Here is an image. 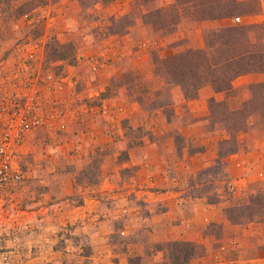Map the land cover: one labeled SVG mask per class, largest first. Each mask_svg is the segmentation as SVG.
Instances as JSON below:
<instances>
[{
    "label": "rangeland",
    "instance_id": "374dc122",
    "mask_svg": "<svg viewBox=\"0 0 264 264\" xmlns=\"http://www.w3.org/2000/svg\"><path fill=\"white\" fill-rule=\"evenodd\" d=\"M190 59L264 68V0H0V264H264V69Z\"/></svg>",
    "mask_w": 264,
    "mask_h": 264
},
{
    "label": "trees",
    "instance_id": "16d2710c",
    "mask_svg": "<svg viewBox=\"0 0 264 264\" xmlns=\"http://www.w3.org/2000/svg\"><path fill=\"white\" fill-rule=\"evenodd\" d=\"M228 8V6H217L216 11H221V13H217L216 16L213 17H220V16H228L226 12H222L223 9ZM209 18H212L211 16ZM223 31H226L230 34H239L243 35L244 28L242 26H227L222 28ZM191 60V61H190ZM187 60L190 61L188 63L180 64L178 63L176 65V68L178 67L179 73L176 74L173 72H168L171 73L172 75L176 76V79H173L172 81L175 82L176 84L180 85V87L183 90L184 96L185 97H195L197 95L198 89L204 84L209 82L210 85H212L213 89L215 91H223L227 90L230 88V81L235 78L237 75L249 72V71H262L264 68L257 66L256 68H251V69H246L242 66L234 67L232 66L233 63L228 62L224 60L222 61L223 69L220 70V75L213 74L211 76V73H209V77L206 80V77L204 75H207V72L205 73L203 71H200L199 67L197 66L195 59L192 61V59ZM218 67H220L219 63L217 64ZM175 68V69H176ZM214 69L217 70L218 68L214 67V64L211 63L210 66H207L206 69ZM170 70V69H168ZM205 78L204 81H202ZM167 247L170 248L169 250V259H170V264H188V261L190 257L192 256V248L189 244L186 242H171L166 245Z\"/></svg>",
    "mask_w": 264,
    "mask_h": 264
},
{
    "label": "built area",
    "instance_id": "2783aa9c",
    "mask_svg": "<svg viewBox=\"0 0 264 264\" xmlns=\"http://www.w3.org/2000/svg\"><path fill=\"white\" fill-rule=\"evenodd\" d=\"M5 143H0V190H3L8 185L17 182L22 178L19 172L12 173L8 163V155L5 150ZM4 253V254H3ZM2 253L3 258H6L5 252ZM7 254V253H6Z\"/></svg>",
    "mask_w": 264,
    "mask_h": 264
},
{
    "label": "crops",
    "instance_id": "0c3cea01",
    "mask_svg": "<svg viewBox=\"0 0 264 264\" xmlns=\"http://www.w3.org/2000/svg\"><path fill=\"white\" fill-rule=\"evenodd\" d=\"M203 93H209V89L207 87L204 88V89L203 88L200 89V91H199V97L196 99V101H192L191 104H190L192 114H194L195 117H198V116L201 117V115L203 113V109H204ZM212 95H216V93L212 92ZM196 111H200V113L198 114V113H196ZM196 122H199V121H196Z\"/></svg>",
    "mask_w": 264,
    "mask_h": 264
}]
</instances>
